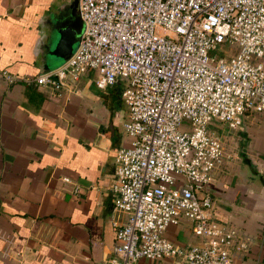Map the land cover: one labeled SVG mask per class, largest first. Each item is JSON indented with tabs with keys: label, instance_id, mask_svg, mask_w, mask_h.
I'll use <instances>...</instances> for the list:
<instances>
[{
	"label": "built area",
	"instance_id": "built-area-1",
	"mask_svg": "<svg viewBox=\"0 0 264 264\" xmlns=\"http://www.w3.org/2000/svg\"><path fill=\"white\" fill-rule=\"evenodd\" d=\"M77 12L63 63L0 78L66 92L87 72L98 88L120 84L128 141L114 149L107 264H231L248 238L212 214L211 173L232 156L212 126L241 130L264 112V0H77ZM182 218L196 237L185 246L163 235Z\"/></svg>",
	"mask_w": 264,
	"mask_h": 264
},
{
	"label": "crops",
	"instance_id": "crops-1",
	"mask_svg": "<svg viewBox=\"0 0 264 264\" xmlns=\"http://www.w3.org/2000/svg\"><path fill=\"white\" fill-rule=\"evenodd\" d=\"M68 1L0 0V72L64 62L46 61L44 46ZM75 84L66 92L0 78V264H107L113 253L109 184L114 149L128 141L121 86L98 88L92 72ZM258 142L246 144L241 163L223 158L207 186L213 216L248 238L231 264H264V133ZM163 235L181 246L196 240L184 218Z\"/></svg>",
	"mask_w": 264,
	"mask_h": 264
},
{
	"label": "water",
	"instance_id": "water-1",
	"mask_svg": "<svg viewBox=\"0 0 264 264\" xmlns=\"http://www.w3.org/2000/svg\"><path fill=\"white\" fill-rule=\"evenodd\" d=\"M67 7L66 18L58 16L47 35L44 46L46 61H65L78 42L82 21L77 12V0H69Z\"/></svg>",
	"mask_w": 264,
	"mask_h": 264
},
{
	"label": "rangeland",
	"instance_id": "rangeland-1",
	"mask_svg": "<svg viewBox=\"0 0 264 264\" xmlns=\"http://www.w3.org/2000/svg\"><path fill=\"white\" fill-rule=\"evenodd\" d=\"M235 52L236 48H231L229 54H234ZM126 115L127 111L125 109L124 118H126ZM248 116L245 117V124L243 122L242 129L245 128L243 137L239 136V130L229 128L225 124L214 123L212 126L221 137L225 151L232 155L231 158L228 159L234 162L241 163L243 155L245 156L244 151L246 144L249 143L251 139H256L257 142L260 141L261 134L264 133V112L250 114ZM262 156L264 157V154H262ZM263 157L260 156L258 158Z\"/></svg>",
	"mask_w": 264,
	"mask_h": 264
}]
</instances>
